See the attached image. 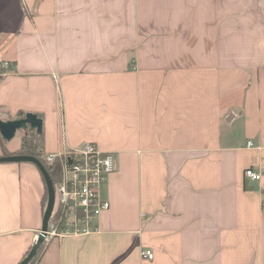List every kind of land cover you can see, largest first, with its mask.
I'll use <instances>...</instances> for the list:
<instances>
[{
	"label": "crops",
	"instance_id": "0c3cea01",
	"mask_svg": "<svg viewBox=\"0 0 264 264\" xmlns=\"http://www.w3.org/2000/svg\"><path fill=\"white\" fill-rule=\"evenodd\" d=\"M20 112L44 155L115 160L98 230L39 264H264V176L244 175L264 170V0H0V119ZM44 190L0 163V264L36 241Z\"/></svg>",
	"mask_w": 264,
	"mask_h": 264
},
{
	"label": "built area",
	"instance_id": "2783aa9c",
	"mask_svg": "<svg viewBox=\"0 0 264 264\" xmlns=\"http://www.w3.org/2000/svg\"><path fill=\"white\" fill-rule=\"evenodd\" d=\"M246 146L252 147V141L248 140ZM44 158L47 163L57 162L60 173L53 186L54 206L44 241L96 232L100 214L109 208V202L101 196V188L115 170L114 154L101 150L93 142H84ZM244 175L258 181L264 176V170L248 167ZM141 257L151 260L153 252L143 249Z\"/></svg>",
	"mask_w": 264,
	"mask_h": 264
},
{
	"label": "water",
	"instance_id": "95a60500",
	"mask_svg": "<svg viewBox=\"0 0 264 264\" xmlns=\"http://www.w3.org/2000/svg\"><path fill=\"white\" fill-rule=\"evenodd\" d=\"M27 128L33 129L37 134H40L42 132V119L33 113H26L23 117L20 118H14L9 120L0 119V136L5 141H9L10 139H12L16 131L26 130ZM4 162H26L36 165L44 178L47 190V200L42 215L41 229L37 235L36 241L31 246L28 254L19 262V264H28L29 261L35 256L39 245L44 241V237L47 231L48 220L51 216L54 206V188L48 173L36 157L31 155L0 156V163Z\"/></svg>",
	"mask_w": 264,
	"mask_h": 264
},
{
	"label": "trees",
	"instance_id": "16d2710c",
	"mask_svg": "<svg viewBox=\"0 0 264 264\" xmlns=\"http://www.w3.org/2000/svg\"><path fill=\"white\" fill-rule=\"evenodd\" d=\"M24 115L25 114L20 112L16 116H17V118H20V117H23ZM4 142H5V140H3L2 137L0 136V145H1L2 154L4 156H7V155H31V156H34L41 162L44 169L48 173V175L51 179L52 185L54 186L58 182L60 173H59V166H58L57 162L47 163L45 161V158H44L42 132L40 134H37L33 129H30V128L23 130V135L21 137L20 147L15 151H8L4 147ZM43 180H44V178H43ZM46 200H47V190H46V186H45L44 196H43L44 209H45V205H46ZM263 212H264V205H263ZM44 243H45V241H43L39 245L35 256L29 261L28 264H39L41 256L45 250V244ZM29 250L30 249H28V251L25 253L24 257L28 254Z\"/></svg>",
	"mask_w": 264,
	"mask_h": 264
},
{
	"label": "rangeland",
	"instance_id": "374dc122",
	"mask_svg": "<svg viewBox=\"0 0 264 264\" xmlns=\"http://www.w3.org/2000/svg\"><path fill=\"white\" fill-rule=\"evenodd\" d=\"M19 131H20V133H22L23 130H18V133H19Z\"/></svg>",
	"mask_w": 264,
	"mask_h": 264
}]
</instances>
